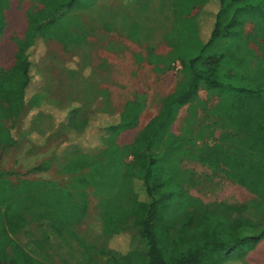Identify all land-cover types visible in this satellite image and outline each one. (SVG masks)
<instances>
[{
  "label": "trees",
  "instance_id": "obj_1",
  "mask_svg": "<svg viewBox=\"0 0 264 264\" xmlns=\"http://www.w3.org/2000/svg\"><path fill=\"white\" fill-rule=\"evenodd\" d=\"M37 1L42 8L25 13L27 28L24 36L16 39L13 65L0 68V153L19 143L20 136L12 130L15 122L25 117L24 125L29 127L36 145L48 141L54 131L51 132V123L56 118H62L68 132L72 128L79 132L90 130V135L99 137L100 143L90 141L85 146L75 144L65 149L61 166L77 172L69 189L62 188L57 180H23L15 186L19 192L15 195L13 190V196L7 198L8 183L0 170L5 236L13 252L5 263L45 264L30 255L10 234L21 233L33 222L59 235L71 233L86 217L85 188L90 185L99 196L101 232L106 241L111 242L132 227L144 245L143 252L135 250L133 243L132 250L121 252L123 255L119 257L125 264H233L234 261L247 264L245 255L264 239L263 226L257 232L253 228L245 231L243 213L247 205L218 202L186 210L177 219L167 218L163 211L169 195L155 196L163 175L159 159L150 150L159 133L167 129L176 109L196 99L201 83L225 92L229 102L222 123L233 134L244 137V149L233 155L222 146L212 145L201 151L198 160L214 169L226 167L235 182L264 201V0ZM8 4L9 0H0V39L6 26L4 10ZM193 8H197L198 53L184 63V81L163 99L159 112L130 143L120 146L116 137L138 125L144 108L141 94L128 100L118 114L88 112L82 120L77 119L90 106L84 88L94 73L89 63L93 44L84 35L74 37L73 31L64 25V18L72 22L80 14L105 32L115 29L132 41L147 43L148 57L155 58L151 46L172 37L175 18ZM247 22L253 27L245 34ZM222 38L232 40L226 57L235 69L226 80L219 70L221 55L207 51ZM45 39L57 40L64 49L81 54L80 68L71 71L76 75V86L64 100L52 96L50 82L39 75L40 70L31 59L32 51ZM251 41L257 43L258 54L247 46ZM155 60L170 62L165 57ZM100 117H105V122H100ZM6 118L15 122L7 125ZM125 155H130L132 161L126 162ZM52 161L60 166L54 154L28 172L46 171ZM20 194L25 198H20ZM48 238L44 235L33 242L41 245ZM245 240L248 244L244 252L233 253ZM101 252L116 255L115 249L106 244Z\"/></svg>",
  "mask_w": 264,
  "mask_h": 264
},
{
  "label": "rangeland",
  "instance_id": "obj_2",
  "mask_svg": "<svg viewBox=\"0 0 264 264\" xmlns=\"http://www.w3.org/2000/svg\"><path fill=\"white\" fill-rule=\"evenodd\" d=\"M40 8L42 4L37 0H9L4 10L6 26L0 39V68H9L15 61L16 39H21L27 28L25 13ZM196 14L197 8H193L191 12L175 18L172 37L151 46L155 58L148 57L150 48L147 43L132 41L115 29L105 32L80 14L75 15L72 22L64 18V25L73 31L74 37L84 35L86 40L93 44L89 63L94 73L84 88L90 106L88 111L82 112L77 119L82 120L88 112L118 114L128 100L141 94L144 108L138 125L116 137L120 146L130 143L137 132L159 112L163 99L184 81V63L195 56L199 49ZM252 27V23L247 22L244 27L245 34H248ZM231 44L232 40L222 38L207 49L208 54L221 55L219 70L225 80L226 76L235 71L226 57V50ZM118 46L121 48L118 49ZM247 46L259 53L255 41L248 42ZM80 56V53L66 50L60 42L51 39H45L31 53L32 61L41 71L39 75L50 82L52 96L62 100L66 99L76 86V75L72 70L80 68ZM157 57H165L170 62L157 61ZM228 102L229 96L225 92L209 89L201 83L196 99L176 109L167 129L159 133L150 150V153L159 159L163 175V183L154 192L156 197L169 195L163 213L172 219H177L186 210L201 205L218 202L246 204L247 209L243 213L245 231L253 228L257 232L259 228L264 227V201L261 197L235 182L226 167L214 169L198 160L201 151L212 145L222 146L233 155L243 151L244 137L233 134L222 123ZM105 117H100L99 121L105 122ZM5 122L10 125L15 119L6 118ZM25 122L26 117L22 121L19 119L12 130L20 136L19 143L0 153V170L5 173L8 183L7 198L13 196V190L15 195L19 192L15 186L20 185L23 180H57L62 188L69 189L77 172H69L61 166L66 156L65 149L75 144L85 146L90 141L99 144V137L90 135V130L87 129L79 132L72 128L68 132L62 118H56L54 123H51V132L54 131L48 141L43 145H36L32 141L29 127L24 125ZM54 154L60 166H56L52 161L46 171L28 172L40 162L50 160ZM124 159L126 162L132 161L130 155H125ZM85 192L87 214L85 219L73 228V233L64 232L59 235L47 226L33 222L21 233L10 234L11 238L36 260L45 264H125L119 256L132 250V243L137 247L135 250L143 252L144 245L132 227L125 229V233L116 235L111 242L106 241L101 232L99 196L90 185L85 188ZM23 194H20V198H25ZM4 209L0 203V261L5 263L10 261L8 257L13 252L5 236L7 228ZM222 229L225 230L226 225ZM129 234L134 237L136 243L131 241ZM44 235L49 237L47 242L41 245L33 242ZM159 237L164 240L162 232H159ZM246 241L237 245L233 253L237 255L241 251L242 254L248 244ZM260 242L257 244L258 248H264V239ZM105 244L115 249L117 256L102 253L101 248ZM90 245L96 248L89 247ZM253 250L248 252L250 257H255V248ZM237 262L240 263L239 260Z\"/></svg>",
  "mask_w": 264,
  "mask_h": 264
},
{
  "label": "crops",
  "instance_id": "obj_3",
  "mask_svg": "<svg viewBox=\"0 0 264 264\" xmlns=\"http://www.w3.org/2000/svg\"><path fill=\"white\" fill-rule=\"evenodd\" d=\"M262 241V240H261ZM261 242H259L258 244H260ZM259 245H257V247H255V257H250L249 256V252L247 257H246V260H247V263L248 264H264V248H258ZM254 250H252L253 252Z\"/></svg>",
  "mask_w": 264,
  "mask_h": 264
},
{
  "label": "water",
  "instance_id": "obj_4",
  "mask_svg": "<svg viewBox=\"0 0 264 264\" xmlns=\"http://www.w3.org/2000/svg\"><path fill=\"white\" fill-rule=\"evenodd\" d=\"M0 264H6V263L0 261Z\"/></svg>",
  "mask_w": 264,
  "mask_h": 264
}]
</instances>
